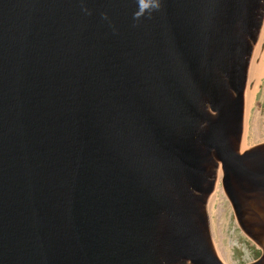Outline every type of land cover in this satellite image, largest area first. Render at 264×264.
<instances>
[{
	"label": "water",
	"instance_id": "1",
	"mask_svg": "<svg viewBox=\"0 0 264 264\" xmlns=\"http://www.w3.org/2000/svg\"><path fill=\"white\" fill-rule=\"evenodd\" d=\"M145 3L0 0V264H264V0Z\"/></svg>",
	"mask_w": 264,
	"mask_h": 264
},
{
	"label": "rangeland",
	"instance_id": "2",
	"mask_svg": "<svg viewBox=\"0 0 264 264\" xmlns=\"http://www.w3.org/2000/svg\"><path fill=\"white\" fill-rule=\"evenodd\" d=\"M246 118L252 130L244 150L264 142V103L260 109L248 112ZM214 198L213 217L221 258L226 264H246L257 259L261 249L240 228L225 190L218 188Z\"/></svg>",
	"mask_w": 264,
	"mask_h": 264
},
{
	"label": "clouds",
	"instance_id": "3",
	"mask_svg": "<svg viewBox=\"0 0 264 264\" xmlns=\"http://www.w3.org/2000/svg\"><path fill=\"white\" fill-rule=\"evenodd\" d=\"M159 8V3H153L152 5H148L145 3V0H138V11L134 14V18H139L144 14V12L150 8Z\"/></svg>",
	"mask_w": 264,
	"mask_h": 264
},
{
	"label": "bare ground",
	"instance_id": "4",
	"mask_svg": "<svg viewBox=\"0 0 264 264\" xmlns=\"http://www.w3.org/2000/svg\"><path fill=\"white\" fill-rule=\"evenodd\" d=\"M247 114H248V113H247ZM246 117H247V116H246ZM244 146H245V145H244ZM244 146H241V147H242L241 150L244 148ZM243 150H244V149H243ZM247 150H248V149H247ZM244 151H246V150H244ZM218 188H220V187L216 186V187H215V190L212 192V194H211V196H210V201H211V204H212V208H213L214 200H215L214 196H215V194H216ZM220 189H221V188H220ZM219 258H220L223 262H225V261L221 258L220 254H219Z\"/></svg>",
	"mask_w": 264,
	"mask_h": 264
},
{
	"label": "trees",
	"instance_id": "5",
	"mask_svg": "<svg viewBox=\"0 0 264 264\" xmlns=\"http://www.w3.org/2000/svg\"><path fill=\"white\" fill-rule=\"evenodd\" d=\"M260 251H261V250H260ZM260 251H259V252H260Z\"/></svg>",
	"mask_w": 264,
	"mask_h": 264
}]
</instances>
